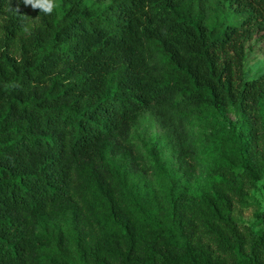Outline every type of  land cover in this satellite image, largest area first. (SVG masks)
I'll return each instance as SVG.
<instances>
[{"label":"trees","instance_id":"1","mask_svg":"<svg viewBox=\"0 0 264 264\" xmlns=\"http://www.w3.org/2000/svg\"><path fill=\"white\" fill-rule=\"evenodd\" d=\"M254 41L264 0H0V264H264Z\"/></svg>","mask_w":264,"mask_h":264},{"label":"rangeland","instance_id":"2","mask_svg":"<svg viewBox=\"0 0 264 264\" xmlns=\"http://www.w3.org/2000/svg\"><path fill=\"white\" fill-rule=\"evenodd\" d=\"M246 71L248 77L260 75L264 71V42H252L250 45L247 61ZM163 131L160 123L153 117L147 114L135 130L136 140L141 143L145 140L152 143L157 136ZM252 195L261 205L264 203V193L260 191H251ZM257 206L238 208L236 215L241 220L251 222L254 220V212Z\"/></svg>","mask_w":264,"mask_h":264}]
</instances>
